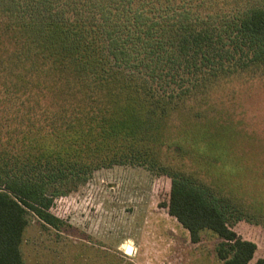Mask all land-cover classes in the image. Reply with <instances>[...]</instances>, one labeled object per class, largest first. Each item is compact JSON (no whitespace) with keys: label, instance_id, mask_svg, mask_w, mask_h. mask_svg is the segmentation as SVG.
Listing matches in <instances>:
<instances>
[{"label":"trees","instance_id":"trees-1","mask_svg":"<svg viewBox=\"0 0 264 264\" xmlns=\"http://www.w3.org/2000/svg\"><path fill=\"white\" fill-rule=\"evenodd\" d=\"M229 6L0 0V264H24L31 217L62 230L54 199L125 165L169 179L162 204L192 243L210 230L222 264H264L236 230L264 228V195L248 189L264 187V141L221 93L264 76V2Z\"/></svg>","mask_w":264,"mask_h":264},{"label":"rangeland","instance_id":"rangeland-1","mask_svg":"<svg viewBox=\"0 0 264 264\" xmlns=\"http://www.w3.org/2000/svg\"><path fill=\"white\" fill-rule=\"evenodd\" d=\"M263 2L230 0L229 7L239 10ZM221 93L229 100L227 106L234 118L242 120L246 130L264 141V76L236 79ZM195 134L201 136L199 131ZM196 147L204 151L205 142L197 140ZM218 168L216 173L223 180L231 179V173L237 170L225 161ZM260 184L258 180L256 187L248 189L264 195V187H257ZM168 193L169 179L141 166L96 170L76 187H70L67 194L54 199L50 211L66 223L62 230L46 228L30 218L20 246L23 262L222 264L215 253L220 239L204 230L200 240L192 243L187 231L162 204ZM242 226H237L238 233L256 241L258 253L264 255V228L251 232Z\"/></svg>","mask_w":264,"mask_h":264}]
</instances>
